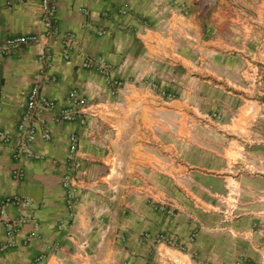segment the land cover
I'll use <instances>...</instances> for the list:
<instances>
[{
    "label": "crops",
    "instance_id": "1",
    "mask_svg": "<svg viewBox=\"0 0 264 264\" xmlns=\"http://www.w3.org/2000/svg\"><path fill=\"white\" fill-rule=\"evenodd\" d=\"M40 1L0 0V129L12 135L38 79L42 46L5 52V40L43 33ZM57 24L76 40L68 59L64 43L50 41L57 79L43 91L58 108L71 90L94 106L85 125L51 123L53 139L33 143L39 159L17 161L14 141L0 142V201L31 198L39 226L30 237L35 224L25 225L2 250L0 221V264H32L41 255V264H264V111L257 107L264 104V0H58ZM85 55L107 65L112 79L83 67ZM201 87L212 105L222 95L226 104L254 107L224 115L218 132L210 125L205 157L188 126L169 141L160 124L169 104L191 103L169 101L170 90L186 88L199 100ZM179 113L182 121L205 116ZM74 131L79 199L71 216L62 175ZM19 163L26 177L17 181ZM231 185L241 193L233 236L214 228L217 197ZM146 232L167 233L175 244L143 240Z\"/></svg>",
    "mask_w": 264,
    "mask_h": 264
},
{
    "label": "built area",
    "instance_id": "2",
    "mask_svg": "<svg viewBox=\"0 0 264 264\" xmlns=\"http://www.w3.org/2000/svg\"><path fill=\"white\" fill-rule=\"evenodd\" d=\"M58 0H41L40 1V22L44 27L43 33H29L16 36H10L5 40V52H9L11 48L20 46L40 45L42 50L39 53V74L38 79L31 87L28 95L25 110L18 122L17 133L12 135L5 130L0 129V142L10 143L14 141L13 157L20 161L23 157H31L34 159L41 158V155L33 149V143L41 138L44 141H51L53 133L51 123L75 122L85 125L89 119V112L92 111L94 104L86 96H83L76 90L68 92V104L58 108L54 99L48 97L43 86L55 82L57 77L50 72L53 64L54 55L49 45L50 41L60 39L64 43L63 57H70V49L75 44V35L62 34L57 24ZM106 30H100L99 34H105ZM85 68H93L99 70L103 75L112 79L109 67L93 56L85 55L82 64ZM3 94H0L2 97ZM2 106L0 105V111ZM79 151V134L74 131L69 135L68 154L66 158L65 171L62 175V186L66 190L67 204L74 215L75 206L79 198L74 190L77 173L80 168L78 160ZM13 179L19 181L26 177V170L20 163L12 171ZM14 206L18 210L16 217L8 215V207ZM0 217L1 222L6 228L7 241L1 247L6 250L15 243V236L19 230L25 225L33 222L35 224V232L30 236L38 235L39 226L36 223V216L33 207V200L26 196L14 195L3 198L0 201ZM143 240L155 241L163 243H171V239L165 233H159L153 237L150 232H146L142 236ZM31 238H29L30 240ZM44 255L38 256L32 264H41Z\"/></svg>",
    "mask_w": 264,
    "mask_h": 264
},
{
    "label": "rangeland",
    "instance_id": "3",
    "mask_svg": "<svg viewBox=\"0 0 264 264\" xmlns=\"http://www.w3.org/2000/svg\"><path fill=\"white\" fill-rule=\"evenodd\" d=\"M206 61H205V65H206ZM187 83H183V85H185ZM188 91L191 90H179V89H172L169 91V93H167V97L170 99L169 101H171L174 98L178 99H182L185 100L187 103L191 102L189 104H185L183 106H175V105H168L167 109H164L161 112L162 116L165 117V119H161V123L160 124H165L167 127V133L169 135L168 139L169 141L171 140V135H175V133H177V131L179 130L180 127H183L182 125L188 126L191 130H192V135L194 134H198L199 135V140H197V144L199 145V149L203 150L201 151L202 156L205 157V152L208 148V137L211 136V130H213L212 128H209L210 125L215 124L216 126V131L218 132L219 130V123H222L224 121V119L226 118L224 115H226L227 113H239L240 111L242 112H249L250 109H253L251 105L249 106H244V105H239L237 104H230L229 102H227L228 104L224 103L222 95H218L220 96V99L216 100V104L212 105L210 104L208 97H207V89L206 87H201L199 89L200 92V96H199V100L195 98V96L192 95V93H188ZM220 92H223V90H219L216 89V93L220 94ZM204 95V97H203ZM239 100H242L239 98ZM259 111H264V104L258 105L257 106ZM185 112L188 114L191 113H201L204 114L205 116H200V120L198 121H193L191 122L190 120L187 121H182L180 120V116H178L180 113L179 112ZM158 112V113H160ZM192 115V114H191ZM229 121H230V117H229ZM157 123L156 125L159 126V122H155ZM154 123V124H155ZM229 123H233V122H229ZM236 123V122H235ZM254 126L255 124L258 122H253ZM181 124V126H180ZM195 124V125H194ZM194 125V126H191ZM223 131V129H221ZM171 134V135H170ZM195 137V136H193ZM173 138V136H172ZM175 138V137H174ZM178 137H176L177 139ZM223 140L224 138L227 141H236L237 136L235 137V139L233 137H226L223 136L221 137ZM253 139V138H252ZM262 139V138H261ZM189 140V139H188ZM213 142V139H212ZM256 142V140L254 141ZM187 144V143H186ZM228 145V144H227ZM236 171V170H235ZM227 194H223L222 196H218L217 197V202H216V210H217V214H218V219H217V224L214 226L215 229L221 230L222 232H226L227 235H235L236 229L232 230L233 226L232 224H230L233 220L236 219V217L238 216V214L240 213V201L239 198L241 197V193L239 190V186L237 185H231L230 188H228L227 190ZM244 197V196H242ZM199 203V202H198ZM194 205V204H193ZM195 207V206H194ZM196 211H202L201 206H197ZM164 233V232H162ZM170 239H171V243L170 244H175V241L173 239L172 236H170L169 234L165 233ZM237 234V233H236ZM197 235V231H193L191 233V235L189 236L190 241L195 240ZM156 236V235H155ZM163 243V242H162ZM232 243H234L232 241ZM169 244V243H166ZM248 264H254L251 261H248Z\"/></svg>",
    "mask_w": 264,
    "mask_h": 264
}]
</instances>
